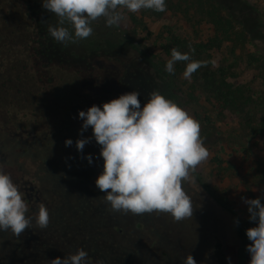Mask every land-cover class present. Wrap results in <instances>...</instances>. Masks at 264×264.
<instances>
[{
  "label": "rangeland",
  "instance_id": "374dc122",
  "mask_svg": "<svg viewBox=\"0 0 264 264\" xmlns=\"http://www.w3.org/2000/svg\"><path fill=\"white\" fill-rule=\"evenodd\" d=\"M176 1L167 6L165 12L142 9L133 14L120 9L127 19L119 27H107L104 18L93 22V34L89 38L70 43L73 65L77 68V71L74 69L72 87L86 92L89 108L90 105L101 106L131 91L140 93L143 107L149 94L159 91L167 99H175V103L201 125L200 134L210 155L192 174L194 179L183 184L192 198V218L175 222L165 213H128L127 220L120 217L123 244H127L126 239H132L143 247L134 253L146 255L144 244L148 241L143 235L149 230L144 222L180 223V227L189 230L197 242V245L192 242L191 249L198 257V264H229L228 257L231 264H250L246 246L251 242L247 239L246 229L256 224L249 221L247 205L241 198H259L264 190V137L254 132V115L258 114V108L250 105L220 113L213 108L210 99L217 79L243 87L246 96L252 100H257L264 91V0ZM215 7L220 11H215ZM215 13L235 19L228 40L222 41L220 32L216 31ZM66 27L72 31L70 25L66 24ZM173 48L181 53L189 52L191 48L192 59L207 62V65L195 72L190 81L182 76L188 62H177L175 74H169L165 65ZM87 63L88 76L82 81L86 83L84 90L76 74ZM73 95V107L83 109L80 99L76 100L75 93ZM81 125L77 123L74 128L71 145L74 148L77 139L92 137L91 128L80 136ZM91 141L100 149L94 138ZM88 147L89 144L83 151H88ZM5 151L8 158L0 161V168L11 175L19 188L23 187V182L31 181L40 189L50 214L48 233L54 228L61 232L60 228L65 227L71 215L53 213L55 206L61 205L60 199L52 193L53 182L50 181L51 171L55 168L43 160L52 149L38 151L10 145ZM55 152L60 155L64 150ZM261 203L264 204V199ZM127 223H134V226L126 228ZM96 231L107 237L111 230L89 229L85 239L102 238L96 236ZM48 236L44 234L43 237ZM19 242V237L10 231L0 232V249L3 246L14 248ZM10 249H7L8 255ZM3 260L4 255L0 253V264Z\"/></svg>",
  "mask_w": 264,
  "mask_h": 264
},
{
  "label": "flooded vegetation",
  "instance_id": "af4514ba",
  "mask_svg": "<svg viewBox=\"0 0 264 264\" xmlns=\"http://www.w3.org/2000/svg\"><path fill=\"white\" fill-rule=\"evenodd\" d=\"M50 25L58 26V18L43 8L42 0H0V161L8 158L5 150L10 145L38 151L52 149L43 160L55 168L50 181L52 193L61 205L55 206L53 213L66 212L71 218L60 228L61 232L58 228L51 233L35 227L26 230L14 248L0 249L4 255L2 263L47 264L83 248L89 253V264H182L187 254L198 264L191 249L192 242H197L180 223L144 222L149 230L143 235L148 241L144 244L146 255L134 253L143 247L132 239L123 244L120 217H128L110 211V205L102 198L106 193L95 185L104 164L99 147L94 141L82 153L73 146L65 147L66 140L73 141L76 124L83 123L79 111H87L89 103L85 91L72 87L77 68L73 65L71 45L57 43L48 33ZM87 70L88 63L76 74L84 90L86 83L82 81L88 76ZM73 93L83 109L73 107ZM56 150L64 152L57 155ZM89 155L91 164L86 159ZM20 190L25 193L30 212L27 215L31 216L38 211L36 205L44 202L42 192L31 181L23 182ZM130 225L134 223L125 226ZM101 228L111 230L107 237L96 231V236L102 238L85 239L89 229ZM44 234L49 236L45 238ZM4 247L10 249L9 255Z\"/></svg>",
  "mask_w": 264,
  "mask_h": 264
},
{
  "label": "clouds",
  "instance_id": "9594fccd",
  "mask_svg": "<svg viewBox=\"0 0 264 264\" xmlns=\"http://www.w3.org/2000/svg\"><path fill=\"white\" fill-rule=\"evenodd\" d=\"M42 6L58 18V26L50 25L48 33L57 43L65 45L89 38L93 34L92 23L100 18L105 19L107 27H119L127 19L120 9L135 14L142 9L165 12L167 8L165 0H42ZM192 51L190 48L189 52L181 53L171 49L165 70L174 75L177 62H188L182 76L190 81L195 72L207 65L193 60ZM139 96L138 91H131L101 106L79 111L78 117L83 121L80 136L91 128L92 137L77 139L76 149L82 153L93 138L100 146L103 172L95 185L106 193L102 198L110 205V211L125 215L165 213L175 222L192 218V198L183 184L194 179L192 174L210 155L200 134V122L159 91L151 92L143 107ZM72 144L71 139L65 141V147ZM86 159L92 163L90 155ZM241 199L247 205L249 221L256 224L246 229L251 242L246 246L250 264H264V204L261 203L264 190L259 198ZM36 207L37 212L27 215L29 203L25 193L0 168V232L10 231L20 237L33 227L47 229L49 210L42 202ZM227 259L231 264V258ZM47 264H89V253L78 248ZM182 264H196V261L187 254Z\"/></svg>",
  "mask_w": 264,
  "mask_h": 264
},
{
  "label": "trees",
  "instance_id": "16d2710c",
  "mask_svg": "<svg viewBox=\"0 0 264 264\" xmlns=\"http://www.w3.org/2000/svg\"><path fill=\"white\" fill-rule=\"evenodd\" d=\"M166 6H171L177 3L176 0H165ZM215 11H220L215 7ZM222 12V11H221ZM216 17H213V24L216 31L220 32L222 41L231 38L235 26V19L233 16L228 18L222 17L219 13H215ZM202 47V46H201ZM223 73H221V77ZM215 85H213L215 92L211 96L210 103L213 108L222 113L228 109L241 108L253 105L258 108V114L254 115L255 135L264 137V91L260 94L257 100H252L251 97H247L245 89L243 87H237L232 83L227 82L225 79L221 82L217 79ZM175 102V99L173 100Z\"/></svg>",
  "mask_w": 264,
  "mask_h": 264
}]
</instances>
